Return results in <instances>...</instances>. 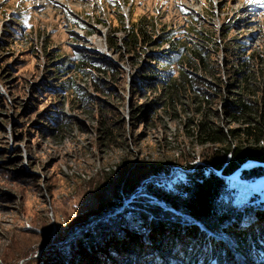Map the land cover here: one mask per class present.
Masks as SVG:
<instances>
[{
    "label": "rangeland",
    "instance_id": "1",
    "mask_svg": "<svg viewBox=\"0 0 264 264\" xmlns=\"http://www.w3.org/2000/svg\"><path fill=\"white\" fill-rule=\"evenodd\" d=\"M151 17L157 29L174 26L193 32L204 28L216 30L219 37L223 24H229L232 29L225 41L252 32L257 33L256 46L264 39V0H0V264H59L53 258L58 254L54 245H62L85 226L93 229L97 219L113 218L126 208L131 209L120 221L127 230L122 228L120 239L114 235L119 250L111 248V256L119 257L117 264H139L154 257L162 264H215L212 259H219L227 250L233 255L226 259L233 264H263L249 258L233 228L255 229L263 222L264 214L260 216L259 212L264 213V202L258 215L254 208L241 212L248 194H255L253 203L264 200V174L247 179L241 176L239 167L248 160L252 162L242 170L264 166V162L247 158L235 170L226 172L229 151L224 165L214 167L208 156L224 147L187 134V128H195L190 120L193 109L173 115L158 107L155 113H149L162 88L149 80L141 88L133 83L142 74L149 54L158 49L148 51L149 47L135 56L125 48V39L130 25ZM188 39L191 47L200 42L193 33ZM110 41H116L118 48L110 49ZM167 47L165 43L157 53H166ZM77 48L117 66L119 71L113 77L102 76L106 88H101L110 92L97 91L92 78L77 74L75 67L68 74L67 69L56 72V66L64 58L74 57ZM217 56L224 63L222 45ZM71 77L93 101L77 102L73 89L57 92L63 80ZM223 77L227 80L226 73ZM50 85L58 88L56 94L50 93ZM34 89H38L35 96L40 98L36 109L29 100ZM223 95L212 103L213 112L219 111L212 119L228 134L237 124L231 123L222 109L224 97L230 98L226 87ZM132 107L142 109L140 118H131ZM54 108L66 118L59 130H50L48 120L38 121ZM118 112L124 120L123 134L108 123L116 135V141L110 143L100 137V120H111ZM237 141L228 135L231 149ZM188 160L194 162L193 166L203 167L198 181L212 171L236 187L238 210L225 220L215 221V227L158 194L144 191L156 173L160 177L166 174L164 180H180L183 171L193 169ZM237 170L239 176L228 177ZM121 173L124 178L113 183ZM126 185L127 189L132 187L130 191ZM107 201L112 210L103 207L98 217L78 224ZM152 205L162 210H153ZM166 210L174 215H164ZM238 213L241 224L233 227ZM243 215L251 217L247 220ZM159 223L164 227L151 231L150 226ZM70 224H74L72 230H66ZM192 232L197 235L188 241L185 235ZM133 234L141 238L137 247L142 249L131 246Z\"/></svg>",
    "mask_w": 264,
    "mask_h": 264
},
{
    "label": "trees",
    "instance_id": "2",
    "mask_svg": "<svg viewBox=\"0 0 264 264\" xmlns=\"http://www.w3.org/2000/svg\"><path fill=\"white\" fill-rule=\"evenodd\" d=\"M155 23L152 17L147 20L140 18L137 23L130 25L129 34L125 39L127 44L125 48L133 55L136 54L135 56H138L149 47L151 49L148 51L153 50V48L158 49L155 53L149 54V58L145 64L143 63L142 74L138 77V80L137 78L136 80L133 79L134 85L138 88H141L143 82H147V80L153 81L155 86L162 88L161 96L152 102L154 104L153 110L151 109L152 111L148 110L147 112L155 113L158 107H163L167 109L168 113L175 115L179 110L193 109L194 115L190 117V120L194 121L195 128H187V134H196V137L202 141L207 140L219 143V146L224 147L223 150H214L208 156V161L214 167L224 165L227 152L229 151H231V157L224 166L226 172L235 170L247 158H254L264 162V143H260L261 140H264V39L261 45L256 46L257 33L252 32L251 35L243 38L236 36L231 41H225L226 36L229 34L228 32L232 29V25L230 26L229 24L226 27L223 24L219 31L221 35L218 37L216 30L208 31L204 28H196L193 32H185L181 28H175L174 26L167 28L162 26V28L157 29ZM229 27L230 29L227 30ZM192 33L196 34L197 38L200 39V42L195 47H191L188 39V36L192 35ZM165 43L169 45L167 52L164 54L157 53L159 48L163 47ZM221 45L225 51L224 63L220 62L217 56ZM109 48H118L117 42L110 41ZM74 53V57L64 58L60 65L56 66V72L59 73L67 69L65 73L68 74L70 69L75 67L77 74L92 78L91 80L97 91H102L101 87L106 88L104 87L106 85L104 82L105 77H113L119 71L113 62L91 56L85 50L77 48ZM224 73L227 74V80L223 77ZM61 87V89L57 88L59 90L57 91L56 86L50 85V93L56 94V91L60 93V91L73 89L78 99L77 102L88 103L93 101L91 94L83 90L74 77L64 79ZM225 87L226 91L229 92L230 98L224 97L222 109L227 119L231 123L237 124V126L229 129L228 134L219 126L216 120L212 119L213 114L217 117L219 113L218 110L213 112L214 106L212 103L224 96L223 88ZM103 91L110 92L109 89ZM37 93H39L38 89H34V94L29 99L30 103L35 105L33 106L35 109L38 108L37 103L40 100L38 96V98L35 96ZM186 100H189L190 103H187ZM134 109L132 107L131 118H140L141 115L139 117L138 115L142 113V109L140 107L137 110ZM100 110V116H103L105 110L102 107ZM111 111L113 112V110ZM145 112L146 110H144ZM113 117L105 122L100 118V129L102 132L100 137L104 138L103 140H110V143L116 141V135L108 123L115 125L116 129L118 128L119 135H122L124 130V120H121L122 114L118 112V116ZM39 118L51 122L50 130H59L62 123L66 120L64 114L55 108L50 109L44 117L39 116L38 121ZM229 134L233 139L238 140L232 149L228 142ZM245 142L253 144V147L251 149L245 147L243 144ZM188 165L193 167V169H189L186 172L183 171L184 177L174 182L169 181L168 177L164 180L162 177H166V174L163 173L162 177H160L156 173L148 180L144 191L158 194L177 208L192 212L195 216L204 219L209 227H215V221L225 220L229 218V214L238 210L239 206L236 204L237 199H235L236 187H233L229 181L212 171L204 177L203 181H198L197 177L203 173L202 165L193 166L194 162L192 160H188ZM123 174L118 175L119 178L116 177L113 183L115 182L116 184L121 177L124 178ZM263 174V165L244 169L241 172V176L247 179H253ZM127 182L125 181V184ZM131 188L128 187L127 191H130ZM254 195L253 193L247 195L249 200L244 203L241 214L243 212L246 213L250 208H254V213L257 212L255 214L258 215V208H261L264 200H259L258 203L251 202L254 199ZM103 203L102 207L98 206L95 211L91 212V217L78 221V224L84 225L89 219L98 217L97 213L103 207L109 208V210L113 209L109 201ZM152 208L153 210L155 208L161 209L157 205H152ZM130 209H123L124 212L114 214L113 218L97 219L93 229L84 228L79 235L71 240L59 246L54 245L56 253H58L53 256L54 260L59 262V264L65 261L70 264H117L119 257L114 258L111 256L112 249L115 248L114 251L119 250L117 242L113 238L115 234L117 237L122 228L125 231L127 230L120 219ZM219 211L224 217H219ZM163 214L174 215L170 211ZM263 214L259 212L260 216ZM237 216L240 219L238 218L234 224H232L233 222L231 223L233 227L241 224L242 217L239 213ZM243 216L247 220L251 217L249 215ZM73 226L74 224L67 225L66 230H72ZM150 227L152 231L163 228L164 225L159 223ZM233 230H235L239 241L245 246L249 258L264 264V219L263 222H260L259 227L255 229L250 227L245 230L235 227ZM133 235L131 236V246L134 247V250L142 249L143 246L137 247L141 243V238L136 234ZM187 235L186 239L190 241V238L197 234L192 232L191 236L190 234L185 236ZM118 238L120 239L119 235ZM229 252L227 250L226 253L218 255L219 259L215 257L212 260H214L215 264H233V262H229L233 255L231 252L230 255ZM204 258L209 260L213 257L207 258L204 256ZM146 259L147 261H143V263L139 261L138 263L162 264L156 257Z\"/></svg>",
    "mask_w": 264,
    "mask_h": 264
},
{
    "label": "built area",
    "instance_id": "3",
    "mask_svg": "<svg viewBox=\"0 0 264 264\" xmlns=\"http://www.w3.org/2000/svg\"><path fill=\"white\" fill-rule=\"evenodd\" d=\"M250 162H252V161H247V162L243 163V164L241 165V167H239V168H240L239 171L241 172V171H242V168L245 167V166H246L247 164H249ZM234 174H235V176H239V175H240V173H239L238 170H237V171H235L234 173L228 175V177H229V178H232V176H234Z\"/></svg>",
    "mask_w": 264,
    "mask_h": 264
},
{
    "label": "bare ground",
    "instance_id": "4",
    "mask_svg": "<svg viewBox=\"0 0 264 264\" xmlns=\"http://www.w3.org/2000/svg\"><path fill=\"white\" fill-rule=\"evenodd\" d=\"M169 46V45H168ZM168 48V47H167ZM248 161H252V160H248ZM94 224H95V222H94ZM94 224H92V225H94ZM90 227V225L89 226H85L84 228H89ZM73 236V235H72ZM71 236V237H72Z\"/></svg>",
    "mask_w": 264,
    "mask_h": 264
}]
</instances>
